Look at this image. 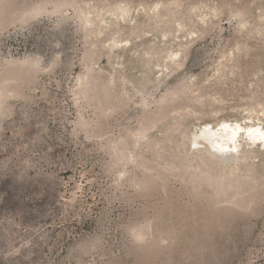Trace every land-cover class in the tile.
Segmentation results:
<instances>
[{
	"label": "rangeland",
	"instance_id": "374dc122",
	"mask_svg": "<svg viewBox=\"0 0 264 264\" xmlns=\"http://www.w3.org/2000/svg\"><path fill=\"white\" fill-rule=\"evenodd\" d=\"M227 121L264 127V0H0V264H264Z\"/></svg>",
	"mask_w": 264,
	"mask_h": 264
},
{
	"label": "bare ground",
	"instance_id": "6f19581e",
	"mask_svg": "<svg viewBox=\"0 0 264 264\" xmlns=\"http://www.w3.org/2000/svg\"><path fill=\"white\" fill-rule=\"evenodd\" d=\"M246 135L254 143L264 147V127L260 123L244 124L240 122H223L214 127L210 124L202 125L198 130V137L209 147L210 152L223 162H231L239 152V137ZM196 141L191 148L195 149Z\"/></svg>",
	"mask_w": 264,
	"mask_h": 264
}]
</instances>
